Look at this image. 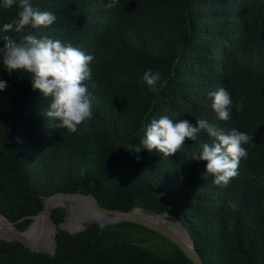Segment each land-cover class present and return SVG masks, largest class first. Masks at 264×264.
Instances as JSON below:
<instances>
[{
    "label": "trees",
    "instance_id": "obj_1",
    "mask_svg": "<svg viewBox=\"0 0 264 264\" xmlns=\"http://www.w3.org/2000/svg\"><path fill=\"white\" fill-rule=\"evenodd\" d=\"M30 2L56 20L29 31L94 57L84 82L93 116L76 133L56 127L44 114L50 98L26 74L9 75L0 60L7 81L0 91V213L25 231L45 197L92 194L105 209L172 215L205 264H264V0H118L113 8L111 0ZM19 10V0L0 7V27ZM148 69L161 73L158 95L142 78ZM221 87L234 105L243 103L229 121L211 106L209 93ZM163 115L193 125L204 118L253 137L227 186L214 184L207 162L196 160L202 144L214 142L206 133L167 158L143 148L147 126ZM64 218V209L54 211L57 224ZM146 233L169 242L170 251L154 249L158 240ZM57 240L54 257L0 240V264H192L172 242L131 223L60 231Z\"/></svg>",
    "mask_w": 264,
    "mask_h": 264
},
{
    "label": "clouds",
    "instance_id": "obj_2",
    "mask_svg": "<svg viewBox=\"0 0 264 264\" xmlns=\"http://www.w3.org/2000/svg\"><path fill=\"white\" fill-rule=\"evenodd\" d=\"M117 2L111 0L107 7L113 8ZM16 4L17 0H2L0 7L11 9ZM19 8L16 17L0 27V41L3 42L0 60L9 75L14 71L26 74L30 77L32 89L50 98L44 114L59 121L56 127L76 133L93 116L94 96L84 82L91 79L89 65L94 57L71 44L47 36L38 37L28 30L52 25L56 20L54 13L33 7L30 0H19ZM142 78L158 95L161 73L148 69ZM166 86L167 81L160 83L161 88ZM6 87L7 81L0 79V91ZM209 96L219 120L229 121L233 107L237 112L243 110V103L234 105L230 92L223 87L210 92ZM201 133L214 138V142L202 144L196 160L207 162L206 173L213 177L214 184L227 186L237 175L241 159L248 155L244 145L254 144L253 137L246 132L236 128L225 132L204 118L197 119L193 125L188 120L174 122L163 115L151 120L141 143L149 152L157 150L167 158L180 152L186 139L197 141Z\"/></svg>",
    "mask_w": 264,
    "mask_h": 264
},
{
    "label": "water",
    "instance_id": "obj_3",
    "mask_svg": "<svg viewBox=\"0 0 264 264\" xmlns=\"http://www.w3.org/2000/svg\"><path fill=\"white\" fill-rule=\"evenodd\" d=\"M86 206L100 215L94 221H83L82 210ZM65 210L64 221L57 224L53 219L54 211ZM0 213V240L19 243L31 253L56 256L58 234L60 231L77 235L92 226L104 229L107 226L131 223L153 231L176 245L191 260L192 264H205L197 251L194 240L186 228L167 213H155L145 208L134 207L131 211H113L103 208L92 194L58 193L44 198V209L32 217V223L21 231L17 224ZM71 224V225H70Z\"/></svg>",
    "mask_w": 264,
    "mask_h": 264
},
{
    "label": "bare ground",
    "instance_id": "obj_4",
    "mask_svg": "<svg viewBox=\"0 0 264 264\" xmlns=\"http://www.w3.org/2000/svg\"><path fill=\"white\" fill-rule=\"evenodd\" d=\"M83 214L82 217L79 216L80 220L78 221L79 223H82L83 221H94L100 218V215L93 210L89 209L86 206H81L79 207ZM71 225V224H70Z\"/></svg>",
    "mask_w": 264,
    "mask_h": 264
},
{
    "label": "rangeland",
    "instance_id": "obj_5",
    "mask_svg": "<svg viewBox=\"0 0 264 264\" xmlns=\"http://www.w3.org/2000/svg\"><path fill=\"white\" fill-rule=\"evenodd\" d=\"M146 236H148V238L151 240L150 237H153L152 240H155L157 239L158 241H156L157 243H154L156 244L157 246L154 247V249L156 250H159L160 252H163V253H166L168 251H170L171 249V245L169 242L161 239V238H158L156 237L154 234L152 233H146ZM155 238V239H154Z\"/></svg>",
    "mask_w": 264,
    "mask_h": 264
}]
</instances>
